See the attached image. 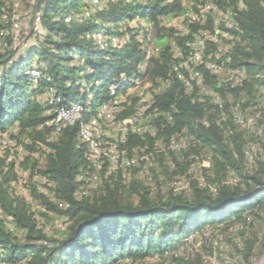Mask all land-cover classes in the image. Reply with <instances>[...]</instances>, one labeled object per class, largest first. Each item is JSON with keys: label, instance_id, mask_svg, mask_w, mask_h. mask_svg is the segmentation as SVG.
I'll list each match as a JSON object with an SVG mask.
<instances>
[{"label": "trees", "instance_id": "1", "mask_svg": "<svg viewBox=\"0 0 264 264\" xmlns=\"http://www.w3.org/2000/svg\"><path fill=\"white\" fill-rule=\"evenodd\" d=\"M8 1L0 0V32L8 26L11 31V14L6 12ZM84 1L38 0L33 6L32 19L39 17V30H31L27 38L33 41L32 46L17 54V50L11 49L13 38L8 34L0 43V135L8 136L13 143L8 148H13L15 141L23 144L25 140L31 143L28 147L25 145L27 150L40 149V144L46 147L42 149L45 163L41 169L37 168V160L29 157L22 166L52 184L58 203L54 204L36 189L31 191L33 199L68 223L57 239L48 238L36 229L28 206L10 190L15 177L10 162L6 172L0 170V264L134 263L146 257L167 256L175 251L176 245L194 234H201L205 227L228 229L234 226L237 235L244 239L242 256L248 262L258 239L254 234L246 240L245 234L251 235L258 227L262 230L260 239L264 245V170L243 178L240 185H221L225 173L239 172L243 142L230 120L217 124L220 109L210 104V98L202 102L197 97L199 86L195 80L188 85L186 82L190 76L199 75L202 85L210 92L223 101L229 93L235 103L240 94L250 95L256 93L258 87L264 88V0H243V7L236 10V14L226 11L235 25L230 34L244 44L234 45L230 53L229 67L245 69L247 74L246 80L236 87L221 84L216 74L206 70L202 57L197 63L191 62L194 70L180 65L184 69L178 72L175 65L182 56H190L193 50L190 43L200 28L190 26L189 32L181 35L173 28L159 26L158 20L187 13L182 1L151 0L143 5L134 0H96L97 4L91 3L92 10L88 11L83 10ZM236 1L217 0V4L232 5ZM86 13H89L88 18ZM144 18L150 23V31L155 33V44L159 47L156 53L150 52L145 78H150L153 85L165 84L152 93L150 100L154 132L145 142L140 138L146 133L126 136L120 148H145V144L153 148L158 139L169 147L171 137L187 132L197 144L186 156L196 157L199 151H207L213 173L210 183L217 188L211 191L210 184L202 187L191 180L190 196L170 190L165 198H151L147 190H142L141 194L133 185L129 192L137 195L138 201L132 204L122 199L118 183L110 188L116 181L111 177V185L103 184L102 196L92 198L91 194L77 198L80 187L77 176L87 162L86 146L78 137L79 122L56 131L55 112L79 104L84 122L98 124L96 120L100 122L104 116L100 126L104 128L105 118L110 115L108 110L114 105L106 111H97V108L110 102L111 97H123L116 106L122 108L120 119L114 121L120 122L136 113L133 111L137 99L126 97L130 86L125 84V79L142 75L136 71L146 49L141 47L138 38L142 29H134L128 22ZM100 32L104 38L121 37L124 45L128 38V43L123 47L121 44V47H113L110 42L98 44L93 36ZM143 32L142 38L146 35ZM33 71L38 77L32 76ZM110 86L115 89L113 95ZM46 94L48 97L43 99ZM50 98L52 104H49ZM223 108L229 112L227 105ZM15 125L16 132H9ZM157 131L161 138L156 136ZM51 133L58 135L48 141ZM182 165H185L181 169L184 172L188 166ZM175 166H179L178 162ZM57 205L66 206L65 211L59 210ZM194 260L172 256L174 264H201L198 257Z\"/></svg>", "mask_w": 264, "mask_h": 264}, {"label": "rangeland", "instance_id": "2", "mask_svg": "<svg viewBox=\"0 0 264 264\" xmlns=\"http://www.w3.org/2000/svg\"><path fill=\"white\" fill-rule=\"evenodd\" d=\"M9 1L7 3V7H9V9L7 8L6 11L10 12L11 14L9 23H11L12 26L16 22L18 25V29L16 30V32H12L10 31L8 26L6 29H4V31H1L0 43L2 42L3 36L7 34L11 35L13 38L11 49L17 50V54H19L24 52L33 44L32 40H27L30 31L39 30L38 23H35V19H32L33 6L38 0ZM134 1L136 3L144 5L151 0ZM240 1L242 2V0H237L232 5L223 4L222 6H220L217 4V0H199L198 2L193 0H182L183 6L187 8V13L177 16L176 18L168 19V22L163 21L161 18L158 20L159 26L162 25L167 29L173 28L181 35H186L192 26H199L200 29L192 41L193 44L190 43V48L196 49L198 51L196 52L198 57H195V61H198V58H200L201 60L202 57V62L204 64H207L208 66L216 65L214 69H212V71L214 72V74L216 73L219 82L223 85H228L231 87L240 86L239 82L244 80L245 76L247 78L245 69H233L229 67L231 61V49L236 44H244L240 41V39L230 34V30H232L235 25L234 22L231 21V14L229 15V13L226 11L229 10V12L232 11L236 14V10L238 11L243 7V3H241ZM91 2L92 0H85L84 3H86V7L83 10H92ZM73 12L76 14L81 13H78L76 11ZM7 17L8 16L6 15V18ZM132 20L128 22L129 26L134 29H142V31L139 32L138 36L139 41L142 42L141 47L146 49V52L152 51V54L156 53L159 47L155 44V33L150 31V23L147 24L146 18L141 20ZM143 31H145L146 35H144V37L142 38V35L144 34ZM100 35L102 37L105 36L103 33H101ZM14 38L16 40H14ZM127 43L128 38L126 44ZM121 45L122 47L125 46L123 43ZM193 45L194 47H192ZM174 50L175 49H173V51ZM206 52L208 54L204 59ZM177 56L178 53H176V57ZM188 57L189 54L185 57L182 56V59L179 60L177 65H175L179 68L178 72H180L181 69H184V67L180 68L179 66L180 64L187 61ZM186 67H192L191 69L194 70V66L192 65V63H186ZM137 76L138 75L136 74L133 75L130 80H137L136 83H139L141 81V84H138L139 87L136 86V90L134 91L131 90H133L135 86H132L130 88L128 87V90L126 92H130L125 94L128 95L126 97L130 96L131 98L135 97L137 99L136 107L134 108L133 113L136 112L142 116L139 117L141 125H139V127L136 126L135 129H142V131L140 134H134L141 136L146 133L145 137L143 138L136 137L145 142L147 140L146 138L149 137L148 135H151L153 133L152 127H155V125L153 124L154 118L152 117V113L149 111L152 93H155L157 88L162 87L165 83L160 82L158 85H153L152 83L154 82L151 81L150 78H148V80L147 78L143 79V72L139 78H137ZM187 80L188 82H186V84H189L192 80H195V78H192V76H190V78ZM258 88L259 89L258 91H256V93L253 92L250 95L240 94L235 103L233 102L234 97L229 93L225 94L223 101L219 96L210 92V90L205 85H200L198 87L197 97L202 102L210 98V104L216 105L220 109V113L217 116L216 120L217 124L221 125L223 122L227 121V119L230 120L232 126L236 128V133L240 135V138L243 142V157L239 172L228 171L227 173H225V175L222 177L221 185H240L242 184L243 178L253 176L260 170H264V88ZM109 91L110 94L113 95L115 92L114 87L110 86ZM48 95L49 94H46L42 98L46 99ZM126 97H124V99ZM122 99L123 97H119V99H117V104H119V102H122ZM126 104L129 105V101H127ZM102 105L109 106L110 102L103 103ZM224 105H227V108L229 109L228 113H226L225 108H223ZM116 106L117 105H115L113 109L108 110V113L110 115L105 118L106 122L104 128L100 127L102 125L101 120H104V116L100 118V122L95 119L99 124H97L98 130L96 132H100L99 136L101 139L105 138L109 140H101L100 138H98V142L101 143L103 147L108 145L110 146V144H112L110 141L116 142V140H118L119 138H114L116 136V129H119V127L114 124V120L120 119L119 115L122 108L120 106L119 108H116ZM100 107L101 105L97 108V111L100 109ZM54 127L58 132L60 126ZM112 127H114V132L111 129ZM16 128V125L9 128V132L11 131L12 133H15L17 130ZM57 135V133H51V137L48 139V141L54 140ZM156 136L159 137L158 131L156 132ZM170 139L168 143L170 148H191L192 146L196 145L194 144L195 141H193V139L188 135L187 132L180 133L177 136L171 137ZM15 142L16 145L13 148H8L7 146H12L13 143L9 141L8 136L0 135V170L2 169L3 172H6L8 168L7 165L10 162L13 164L12 173L15 177L14 181L10 183V190L13 192V196L20 198L28 206L30 212L33 214L37 230L41 231V233L45 234L48 238L57 239L60 237L59 234H61L68 225L66 219H64L57 213L46 211L44 207L31 196V191L33 189H36L38 192L44 194L51 202L57 204L58 202H56L53 195V186L50 182L48 183L47 180H44L43 178L33 179L32 175L35 172L31 173V170L29 168L24 169L22 166V163L24 162L23 159L27 156H31L30 158H33V160H37V168L41 169L45 163V156L42 152V149L46 147L43 144H40V149L36 148L35 151L31 152L25 147L26 144L27 147L31 144L28 140H25L23 144L17 143V141ZM156 144L157 145H155V147L153 148H168L167 144L162 142L161 139L156 140ZM109 146L107 148H109ZM148 147L147 144H145V148ZM186 154H188V152L183 154V159L180 161L178 159H175L173 156L164 154L155 156L154 160L150 162L151 166L147 165V167L149 168L148 177L145 176L146 174L132 172L129 179H123L120 176L112 177L113 180H116L113 182L114 185H111V183H108L106 181H103L101 184H99V182L97 181H92L89 184L83 186L82 189H79L77 198L90 196L91 194L92 198H98L99 196H102L104 194L103 184L105 182L111 185L110 188H114L116 183H118V193H122V199L125 202H130L132 204H136L138 201V196L129 192L131 191V187L133 185H136V188L141 194L143 193L142 190H147L151 198H165L169 193H171L169 192L170 190H174L176 191V193L181 192L182 195L190 196V192L188 191V182H190L191 180L196 181L202 187H206L208 186L207 184H210L211 189L215 191L217 186H211L213 184L210 183L213 180V173L211 172V157L207 153V151H199V154L196 155V157L188 155L186 156ZM176 162H178V167L175 166ZM182 164H186L187 166H189L188 169L184 172L181 171V169L185 168V165ZM147 178H150V181ZM117 180L119 181L117 182ZM57 208L59 210L65 211V208L61 207L60 205H57ZM236 231V226L230 227L228 229H222L221 227H218L216 229H209L208 227H205L202 230L201 234H194L187 239H184L180 244L176 245L175 251L171 252L167 256H164L162 258H158L156 256L146 257L145 259L138 260L134 263H130L129 261H120V264H174L172 261V256L183 258L191 262H194V259L198 257L201 261V264H264V245L260 239L262 230L257 227V229H255L251 233V235L247 233L245 234L246 240H250V238L253 237L254 234L258 239L256 244H254L252 248V256L248 262L245 261L242 256L244 239L239 237Z\"/></svg>", "mask_w": 264, "mask_h": 264}, {"label": "built area", "instance_id": "3", "mask_svg": "<svg viewBox=\"0 0 264 264\" xmlns=\"http://www.w3.org/2000/svg\"><path fill=\"white\" fill-rule=\"evenodd\" d=\"M167 1H170L171 3L175 0H167ZM178 1H182V0H178ZM161 19L163 21L168 22L169 18L161 17ZM86 21L88 20L86 19ZM34 22L38 23L39 25L40 21L38 16L35 18ZM17 29H18V25L15 22V24L11 26V31L16 32ZM14 40L16 39L14 38ZM194 53L195 51H193L192 54ZM151 55L152 54H150V52H145L143 62L142 64L139 65V69L136 71V72H143V79L147 77L146 66ZM180 65H186V63H182ZM215 66L216 65H210L209 67L206 68V70L210 72L212 69H214ZM197 82H202L201 77L199 75L195 76V83ZM138 84L141 83H135V87L131 91L136 90V86ZM111 98L112 100L110 101V105L108 106V108H106V110H108L111 106L116 105L117 99H119L114 97ZM60 111L62 112V122L68 120L69 117H76V115L78 114V110L74 105H72L69 108H60ZM141 116L142 115H139L137 118ZM132 120L130 126L122 129H116V137L131 136V134L134 133H141L142 129H132ZM57 123L55 125H57ZM111 129H113V127ZM93 143H94L93 141H90V137H88V143L86 148L87 162L79 169V174L77 176V181L80 183L79 189H82L83 186L89 184L92 181H97L99 182V184H101L103 181L110 183V178L114 176H120L123 179L125 178L129 179L132 172L133 173L139 172L141 174H146L145 176L148 177L149 168L147 167V165L151 166L150 162L154 160L155 156L164 154L168 156H173L175 159H178L180 161L183 159V154L189 152V150L191 149V148H131V149L93 148ZM30 151L33 152V150ZM30 157L31 156H29V158ZM32 178L33 179L43 178L44 180H47L45 177L39 175L36 172L32 175ZM147 179L150 181V178ZM188 186H189V182H188ZM209 188L211 191H214L211 189V187ZM64 208H66V206H64Z\"/></svg>", "mask_w": 264, "mask_h": 264}, {"label": "bare ground", "instance_id": "4", "mask_svg": "<svg viewBox=\"0 0 264 264\" xmlns=\"http://www.w3.org/2000/svg\"><path fill=\"white\" fill-rule=\"evenodd\" d=\"M93 1L94 0H92V2L91 3H93ZM241 2V1H240ZM241 3H243V0H242V2ZM93 4H96V1H94V3ZM92 4V5H93ZM92 7V6H91ZM85 16L88 18L89 17V13H86L85 14ZM93 38L95 39V41L98 43V44H102V43H105V42H110V44H111V46H113V47H115V46H117V45H119L120 47H121V45L120 44H122L123 43V39L122 38H117V37H112L111 36V38H108V40L107 39H105L104 37H102L100 34H96V35H94L93 36ZM200 39V38H199ZM107 43V44H108ZM193 44V43H192ZM201 46H202V44H201ZM204 46V45H203ZM192 47H194V45L192 46ZM193 51H195V53L194 54H192L193 53ZM204 51V50H203ZM196 52H198L196 49H193L191 52H190V56L188 57V60L187 61H185L184 63H191V62H195V63H197L199 60H200V58H198L199 60L198 61H195V57L197 58L198 57V55L196 54ZM201 53V52H200ZM200 56V55H199ZM186 66V65H185ZM205 67L207 68V67H209L207 64H205ZM192 68V67H191ZM216 71V70H215ZM211 73H213L214 74V72L211 70L210 71ZM229 72V71H228ZM139 73V75H140V73H142V72H138ZM238 73V72H237ZM32 74V76H37L38 74L36 73V71L34 72H32L31 73ZM216 74V73H215ZM137 75V74H136ZM194 75V74H193ZM234 75V74H233ZM240 76V75H239ZM38 77V76H37ZM134 77H136V76H134ZM139 76H137V78H138ZM240 78V77H239ZM244 78V77H243ZM126 81H125V84L126 85H129L130 87H132V86H135V83H136V81L137 80H130V78H128V79H125ZM230 80V79H229ZM242 80V79H241ZM225 81V80H224ZM141 82V81H140ZM139 82V83H140ZM240 83V82H239ZM188 84V83H187ZM198 86H200V85H202V82H197L196 83ZM140 85V84H139ZM138 86V85H137ZM204 86V85H203ZM139 87V86H138ZM141 87V86H140ZM201 88V87H200ZM111 89H112V87H111ZM201 91V90H200ZM202 92V91H201ZM113 93V92H112ZM53 103V101H52V99H49V104H52ZM75 107H76V109L78 110V114L76 115V117H69L68 118V120H65L64 122H62V112L60 111V109H57L56 110V112H55V119H54V125L57 123V125H55V126H60V128H63V127H67V126H71V125H73V124H75V123H77V122H79V129H78V137H79V140H82V142L85 144V146H87V143H88V137H90V141H93L94 143H93V148H107L108 146H105V147H103L102 146V144L101 143H99L98 142V138H100V136H99V133H97L96 131L98 130V125L96 124V123H94V122H88V123H86V122H84L83 121V117H82V108H81V106L79 105V104H73ZM116 105H118V104H116ZM115 106V105H114ZM113 106V107H114ZM71 107V106H70ZM106 108H108V106L107 105H101V107H100V110L101 111H106ZM113 109V108H112ZM261 110V109H260ZM262 111V110H261ZM139 112V111H138ZM237 115V114H236ZM139 116V114L138 113H135V114H133L132 116L130 115V117H127V118H125L124 120H122V121H120V122H114V124H116L118 127H119V129H122V128H126V127H128V126H130L131 125V120H132V129H135L136 128V126H138L139 127V125H141L140 124V120H139V118H137ZM228 117V116H227ZM134 118H136V119H134ZM257 119H258V117H257ZM241 121H242V119H241ZM252 122V121H251ZM238 124V123H237ZM137 127V128H138ZM59 128V129H60ZM58 129V130H59ZM113 129H114V127H113ZM113 129H112V131H113ZM256 130V129H255ZM103 132V131H102ZM114 132V131H113ZM154 132V131H153ZM255 132V131H254ZM104 133V132H103ZM112 133V132H111ZM110 133V134H111ZM113 134H115V133H113ZM140 134V133H139ZM103 137V136H102ZM109 138V137H108ZM114 138H116V136L114 137ZM118 138V137H117ZM101 139V138H100ZM102 139H105V138H102ZM101 139V140H102ZM105 140H108V139H105ZM113 140V139H112ZM191 140V139H190ZM194 140V139H193ZM196 140V139H195ZM258 140V139H257ZM104 141V140H103ZM109 141V140H108ZM107 141V142H108ZM106 142V141H105ZM112 144H110V146H109V148H120L122 145H124L125 144V142H126V137L125 136H121V137H119L118 138V140H116V142L114 141H110ZM193 143V142H192ZM108 144V143H107ZM194 144H197V143H195L194 142ZM193 144V145H194ZM106 145V144H105ZM168 148H170V147H168Z\"/></svg>", "mask_w": 264, "mask_h": 264}]
</instances>
